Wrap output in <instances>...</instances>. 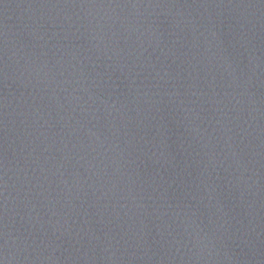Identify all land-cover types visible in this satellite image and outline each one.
<instances>
[{"label": "water", "instance_id": "1", "mask_svg": "<svg viewBox=\"0 0 264 264\" xmlns=\"http://www.w3.org/2000/svg\"><path fill=\"white\" fill-rule=\"evenodd\" d=\"M264 23V0H240Z\"/></svg>", "mask_w": 264, "mask_h": 264}, {"label": "clouds", "instance_id": "2", "mask_svg": "<svg viewBox=\"0 0 264 264\" xmlns=\"http://www.w3.org/2000/svg\"><path fill=\"white\" fill-rule=\"evenodd\" d=\"M4 261H6V260H0V264H4ZM7 262V261H6Z\"/></svg>", "mask_w": 264, "mask_h": 264}]
</instances>
